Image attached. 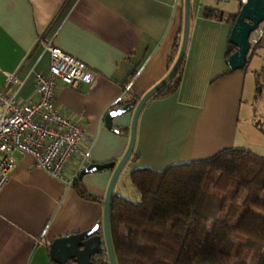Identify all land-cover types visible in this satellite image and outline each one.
<instances>
[{
	"label": "crops",
	"instance_id": "1",
	"mask_svg": "<svg viewBox=\"0 0 264 264\" xmlns=\"http://www.w3.org/2000/svg\"><path fill=\"white\" fill-rule=\"evenodd\" d=\"M239 5L238 0H189L179 84L142 106L133 146L138 157L129 161L131 167L160 170L233 147L264 155V121L255 105L264 85V21L249 33L245 65L228 70L224 59L232 22L203 16L206 6L231 14ZM182 13V0H0V88L21 103L35 99L34 74L47 69V44L95 73L89 84L73 88L58 82L54 89L59 110L91 140L80 142L64 171L66 180L36 166L31 155L15 153L0 191V264H58L49 256L50 241L101 224L112 170L81 178L100 200L80 197L69 183L85 153L83 165L117 161L124 153L132 110L113 117L118 132L104 126L102 114L120 97L136 102L165 75L167 55L181 35ZM121 132L120 145L112 148L107 137Z\"/></svg>",
	"mask_w": 264,
	"mask_h": 264
},
{
	"label": "trees",
	"instance_id": "2",
	"mask_svg": "<svg viewBox=\"0 0 264 264\" xmlns=\"http://www.w3.org/2000/svg\"><path fill=\"white\" fill-rule=\"evenodd\" d=\"M236 14L237 10L224 14L216 7L203 8L206 18L232 22ZM180 38L176 35L173 40L168 68ZM234 48L228 43L225 58ZM183 62L184 57L176 73L146 102L176 90ZM124 101L120 97L112 104ZM137 157L132 150L128 160ZM128 176L139 200L113 192L109 203L116 264H264V155L233 147L160 170L133 167ZM69 185L82 198L101 199L88 192L76 175Z\"/></svg>",
	"mask_w": 264,
	"mask_h": 264
},
{
	"label": "built area",
	"instance_id": "3",
	"mask_svg": "<svg viewBox=\"0 0 264 264\" xmlns=\"http://www.w3.org/2000/svg\"><path fill=\"white\" fill-rule=\"evenodd\" d=\"M45 48L49 63L45 71L34 74L35 99L21 103L13 93L0 88V191L15 166V153L31 155L36 166L66 180L64 171L71 158L80 152V142L84 139L91 142L82 126L59 110L54 89L58 82L73 88L89 84L95 73L60 48L50 44ZM84 158L78 167L83 165ZM94 260L104 263L107 256L97 255Z\"/></svg>",
	"mask_w": 264,
	"mask_h": 264
},
{
	"label": "water",
	"instance_id": "4",
	"mask_svg": "<svg viewBox=\"0 0 264 264\" xmlns=\"http://www.w3.org/2000/svg\"><path fill=\"white\" fill-rule=\"evenodd\" d=\"M182 1L183 13L179 48L167 73L147 89L136 102L124 101L119 105L112 104L102 114L104 126L110 131L118 132V128L112 125L113 117L132 110L127 147L116 164L113 160L88 162L77 168L75 175L78 179H81L87 173L106 168L111 169L112 172L102 200L101 224L97 222L88 229L55 237L50 241L48 245L49 256L58 264H91L94 261V257L103 252L107 256L108 264H116L108 225L109 203L113 193V186L119 171L127 162L133 150L136 119L142 106L158 88L163 86L176 73L184 57L189 25V0ZM262 21H264V0H245L240 4L228 35V42L235 47L232 53L224 59L229 69H238L245 65L249 50V33Z\"/></svg>",
	"mask_w": 264,
	"mask_h": 264
},
{
	"label": "rangeland",
	"instance_id": "5",
	"mask_svg": "<svg viewBox=\"0 0 264 264\" xmlns=\"http://www.w3.org/2000/svg\"><path fill=\"white\" fill-rule=\"evenodd\" d=\"M171 67V66H170ZM168 71V70H167ZM167 73V72H166ZM165 73V74H166ZM261 76L263 77L264 75V71H260ZM164 76V75H163ZM161 79V78H160ZM159 79V80H160ZM262 82H264L263 78H261ZM158 80V81H159ZM155 84V83H154ZM259 85L255 86V89L258 90ZM150 88V87H149ZM148 88V89H149ZM256 109H258L257 111V118L261 119L262 121H264V85L262 86V94L260 95V97L257 99L256 102ZM260 110V111H259ZM262 110V111H261ZM125 135L123 132H121L120 134H114V133H110L109 136L107 137L108 140L107 142L112 145V148H116L120 145V139L122 136L120 135ZM129 140V131L127 133V143ZM126 143V144H127ZM127 147V146H126ZM115 151V150H112ZM264 153V150L262 151ZM259 154V153H258ZM121 158V157H120ZM119 158V159H120ZM118 159V160H119ZM117 161H114V163L116 164ZM129 160L123 165V167L121 168V170L119 171L117 178L115 180L114 186H113V192L120 194L122 196H124L127 199H130L132 201H138L139 200V193L137 192V190L135 189V187L132 185V183L130 182L128 173L129 170L133 167L130 166L129 164Z\"/></svg>",
	"mask_w": 264,
	"mask_h": 264
}]
</instances>
